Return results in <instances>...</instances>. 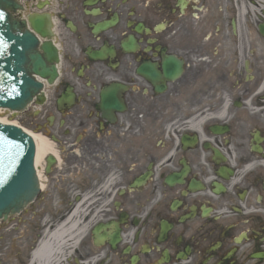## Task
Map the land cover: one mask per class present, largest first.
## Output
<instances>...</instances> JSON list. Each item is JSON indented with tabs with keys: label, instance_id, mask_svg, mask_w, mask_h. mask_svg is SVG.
Returning a JSON list of instances; mask_svg holds the SVG:
<instances>
[{
	"label": "flooded vegetation",
	"instance_id": "obj_1",
	"mask_svg": "<svg viewBox=\"0 0 264 264\" xmlns=\"http://www.w3.org/2000/svg\"><path fill=\"white\" fill-rule=\"evenodd\" d=\"M19 5L52 32L49 77L26 65L47 228L78 207L50 263L264 264V0ZM21 221L0 220V264L27 262Z\"/></svg>",
	"mask_w": 264,
	"mask_h": 264
},
{
	"label": "water",
	"instance_id": "obj_2",
	"mask_svg": "<svg viewBox=\"0 0 264 264\" xmlns=\"http://www.w3.org/2000/svg\"><path fill=\"white\" fill-rule=\"evenodd\" d=\"M16 0H0V108L24 110L33 95L43 87L26 68L41 79L49 72L39 49L53 51L52 32L43 16L30 15L19 21ZM55 74H53L54 77ZM36 143L22 127L0 122V219L18 213L40 192V179L35 166Z\"/></svg>",
	"mask_w": 264,
	"mask_h": 264
},
{
	"label": "rangeland",
	"instance_id": "obj_3",
	"mask_svg": "<svg viewBox=\"0 0 264 264\" xmlns=\"http://www.w3.org/2000/svg\"><path fill=\"white\" fill-rule=\"evenodd\" d=\"M5 114V116H9L10 120L18 122V124H20L22 127H25L36 133H40V131L37 130L36 127L37 124L42 122V117L40 116L39 111H35L34 109H32L16 113L6 112ZM41 195L42 199L35 203V205H33L32 207L29 206L23 212L19 213V217L22 218L23 221L20 222V229L17 231L22 237L21 251L22 255H25L27 257L26 264L30 263V258L32 256L31 251L36 249L43 239V236L45 235V231L47 229V225L49 224L50 214L47 211L50 209L47 207L45 202V190L41 192ZM38 214L41 217L40 219L37 218ZM16 221L18 222V219L15 220V223ZM6 223L7 224L5 229H10L11 224L8 222ZM13 229L16 230V228ZM32 245H34L33 249L31 247Z\"/></svg>",
	"mask_w": 264,
	"mask_h": 264
},
{
	"label": "bare ground",
	"instance_id": "obj_4",
	"mask_svg": "<svg viewBox=\"0 0 264 264\" xmlns=\"http://www.w3.org/2000/svg\"><path fill=\"white\" fill-rule=\"evenodd\" d=\"M4 110L0 109V122H8V124H18V122L8 119L5 116ZM26 132L32 134V137L36 143V159L35 165L40 179V187L44 188V174L43 165L45 156L49 151L52 150L50 143L47 141L46 137L40 133H36L23 127ZM78 213V207H74L69 213L68 217L65 218L61 223L55 225L54 227L47 228L43 239L34 250L32 254V264H50L59 253H61V245L65 243V240L70 236V229L74 226L72 223Z\"/></svg>",
	"mask_w": 264,
	"mask_h": 264
}]
</instances>
